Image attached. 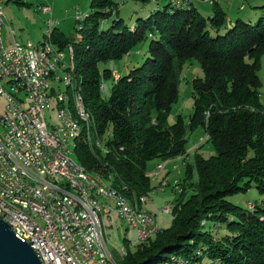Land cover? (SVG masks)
<instances>
[{
    "label": "trees",
    "instance_id": "trees-1",
    "mask_svg": "<svg viewBox=\"0 0 264 264\" xmlns=\"http://www.w3.org/2000/svg\"><path fill=\"white\" fill-rule=\"evenodd\" d=\"M126 1L93 0L79 29V42L54 38L61 49L74 48L73 80L94 124L90 135L84 130L77 139L75 159L91 173L110 176L111 185L134 204L152 191L148 162L185 157L196 129L203 128L207 135L200 149L207 145L214 152L205 157L199 149L194 165L187 166L178 184L180 191L176 190L171 226L149 238L148 244L128 251L119 264H166L168 253L201 264L205 255L213 264H264V202L255 201L245 209L228 200L252 186L264 195V104L259 76L264 16L256 23L238 19L232 25L216 0L208 17L195 1L187 0L186 5L167 0V6L140 19L135 27L123 28L119 8ZM133 1L148 4L151 0ZM110 21L105 29L103 24ZM145 44L147 54L141 58L139 51ZM135 50L139 59L127 74H120L105 100L101 76L110 79L113 70H102L101 64L130 59ZM194 60L200 63L203 77L193 80V114L187 122L179 115L170 124L182 70ZM85 139L96 154L83 143L77 148ZM211 221L220 231L225 226L229 234L220 237L214 228L208 230Z\"/></svg>",
    "mask_w": 264,
    "mask_h": 264
},
{
    "label": "bare ground",
    "instance_id": "bare-ground-1",
    "mask_svg": "<svg viewBox=\"0 0 264 264\" xmlns=\"http://www.w3.org/2000/svg\"><path fill=\"white\" fill-rule=\"evenodd\" d=\"M0 1H2L0 3V15L5 24L3 7L10 0ZM56 27H48L46 32L47 40L39 45L31 43L24 45L19 42L17 53L22 55L23 59H18V66L24 67V75H27V79H30V88L34 93L36 95H43V90L45 89V71H39L37 63H42L43 58H49L50 65L54 69V76L58 78L61 86L64 84L67 87L66 92L62 91L61 97H59V87H52V91H46V99L51 106L54 105L53 100H55V108H61V110H57L58 121L65 120V130L69 133L57 129V125H49L46 116L44 118V125L46 130H48V135L52 136L55 146H67L70 159L67 160V168H75V164H77L79 172H66L65 176L52 173L49 156L44 150V142H37V145H30V152H34L37 167L40 169L41 174L35 172L33 159L28 154H24V150H17V157L12 158V166H20V169H12V176L20 180V184L30 185L22 186V196L25 199H29L30 203H37L39 207L44 209H52V207L60 208V212L66 217V228L69 230L71 237L66 236L62 227H56L55 220H48L43 215H35V208L32 205L21 204V200L11 197L2 182H0V201L3 208H18V212L25 215L26 218H34V222L38 228H52L54 237L53 247H56V252L64 253L65 250L67 258L70 261H75V264H114L113 255L111 257V249H102L100 236L89 224L88 212L85 207L83 205H76V193L70 185L72 183H79L80 187L84 188L88 193L81 194V201H84L85 206L92 210L108 213L111 223L113 222V214L117 213L120 220L125 224L122 209V206H124L126 220H129V222H126L127 229L139 227L140 217L148 216V212L143 208V201H147L148 196H142L134 204L131 203L108 180L97 173L87 171L75 159L74 150L77 139L82 135L84 130L90 135L94 124L86 111L82 96L76 91L73 80L75 69L74 48L71 45L68 46L65 67V61L61 59L60 53H58L61 51L53 49L49 41L53 36V29ZM13 34L16 35L15 32ZM2 59H5V50L1 44L0 36V60ZM116 76V79H112L114 85L121 78L117 70ZM71 89H73V96L70 95ZM101 90L104 92V86L101 87ZM30 108H37V101H30ZM11 137H13V129H9L2 117H0V144L2 154L4 155H12ZM163 168V166H159L155 173L158 174V170L162 171L164 170ZM0 173H3V164H0ZM25 175L28 177H25ZM167 186H169V182L166 179L160 183L159 189L163 190ZM8 188L10 192H17L18 182L8 181ZM174 188L179 191L178 185ZM105 193H111V195ZM77 220L82 223H78ZM115 225L117 227V223ZM11 229L19 237V231L15 228ZM158 231L159 229L152 230L145 236H139L137 237V241L139 243L146 242ZM75 238L88 239V246L92 251L86 250L83 246H78ZM29 245L36 252L41 264H44L43 257L39 254L37 247L33 246V244ZM121 255L122 257L127 255L125 248L122 250ZM103 257L108 258V260H104ZM177 259L179 258L172 257L166 264H172ZM176 264L201 263L195 259L181 258Z\"/></svg>",
    "mask_w": 264,
    "mask_h": 264
},
{
    "label": "rangeland",
    "instance_id": "rangeland-1",
    "mask_svg": "<svg viewBox=\"0 0 264 264\" xmlns=\"http://www.w3.org/2000/svg\"><path fill=\"white\" fill-rule=\"evenodd\" d=\"M93 0H11L9 3L4 5V19H5V27H4V39L6 44H11L13 42L12 38V30L16 33V39L26 45L31 42L33 45H39L45 40H47V21L49 18L53 19L54 24H58L56 30L53 29V36L49 39L53 49L56 47L60 48V45L54 43V38L56 37L59 39L64 38L69 41L79 42L81 40L82 34L79 32V23L84 22L87 18V15L91 11V4ZM195 1V2H194ZM215 1V0H214ZM221 3V7H223L225 13L227 14L228 18H232L233 22L232 25L235 23V18H243V21L249 22L252 20L253 23H256L264 16V0H218ZM194 2L195 7L201 11L204 17L210 16L213 12V7L208 3V0H191ZM49 6L52 9V15H45L43 12L39 11L40 6ZM168 5L167 0H151L148 4H143L141 2L128 0L124 3V5L120 6L119 8V16L120 19L123 20L122 27H129L133 28L139 24L140 19H145L149 16V14L157 9H163L165 6ZM77 11H81V13H77ZM80 17V18H79ZM252 17V18H250ZM82 19V20H81ZM80 20V21H78ZM110 21L106 25L103 24L104 28L107 29L111 25ZM81 30V29H80ZM57 41V40H56ZM67 47V46H66ZM66 49V48H65ZM61 51L63 49H60ZM141 53V58L147 54V45L145 44L143 48L139 51ZM75 54V53H74ZM132 57H125L119 61H112L109 63L101 64V69H111L113 71H118L120 74H127L132 67L136 64L137 58V51L135 50L132 53ZM142 64V60H140ZM261 70L259 72L260 79L263 83V87L261 89V100L264 104V57L262 58L261 62ZM139 65V64H138ZM112 77L110 79H106L104 74L101 76L104 85V92L103 98L108 100L113 92V78L114 72L111 73ZM198 77H203V71L201 65L198 61H192L191 63H186L182 70L180 76V94L178 97L177 102L174 104L169 123L174 124L177 121L179 115L183 117V119L187 122L189 118L193 114V97H194V86L193 80ZM62 91L66 92L67 87L63 84ZM70 95L73 96V89L70 90ZM71 96V97H72ZM73 98V97H72ZM53 107H56L55 100ZM6 100L4 97L0 95V115H4L6 112ZM46 119L49 125H57L58 124V111L47 110L45 111ZM205 130L203 128H198L194 132L191 133L189 143L187 145V151L192 152V149H196L198 151L200 146L204 144L207 140ZM92 140V139H91ZM83 143L89 147V149L96 154V150H93L90 143L87 139L80 140L77 144L78 146ZM201 144V145H200ZM205 145L202 149L199 150L205 157H210L211 153H213V149H209ZM76 148V149H77ZM76 151V150H75ZM76 155V154H75ZM191 155H193L191 153ZM191 161H187L185 165H181L178 170H174L171 168L175 165H180V161H175L173 164H169L167 171H170L169 174L165 173V162L160 159H154L148 162L147 164V174L150 179L151 184V193L149 194L151 198L157 197L159 200V204L156 205L158 210L167 206L165 197L163 195L168 194L171 197V205L175 204L176 202V193L173 191V188L181 183L177 181L178 179H183L185 177V172L187 166L194 165V157ZM159 166H163L164 170H158V174L155 172L157 171ZM99 173L105 176V173L100 170H96ZM95 171V172H96ZM94 172V171H93ZM157 176V177H155ZM106 177V176H105ZM197 173L194 171L192 182L195 183L197 181ZM111 183V177L106 178ZM168 180L169 186H167L163 191L160 190V183L163 180ZM113 185V184H112ZM114 187V186H113ZM182 190V189H181ZM180 191V187H179ZM157 194V195H155ZM148 195V197H149ZM228 200L238 206H241L245 209L251 207L250 203H254L255 201L258 203L264 202V195H261L258 190H256L253 186L247 193H237L228 197ZM144 208V204H143ZM144 210H146L144 208ZM157 210V211H158ZM148 212V210H146ZM169 219L173 221L174 215L173 213L167 214ZM112 223L110 226L109 222L106 220L105 224L107 226L106 234L111 240V247L112 255L114 259V264H119L125 258L122 257L121 253L122 250L125 248L128 251L136 249L141 244H148V241L145 243H139L137 235L135 231L127 229L126 225L120 218L118 217L117 213L113 214ZM117 223V227L115 225ZM172 223V222H171ZM205 222H203L204 224ZM114 225V226H113ZM216 226V229H215ZM219 226V225H218ZM214 222H209L208 230L214 228L213 232L218 234L220 232V237L225 234H229V231L224 226L221 228V231ZM167 229V228H165ZM160 231V230H159ZM158 231V232H159ZM157 232V233H158ZM156 233V234H157ZM155 236V235H154ZM153 236V237H154ZM125 237L129 238L130 243L132 245L126 246L124 243ZM155 238V237H154ZM153 238V239H154ZM216 238V236H214ZM151 239V238H150ZM149 239V240H150ZM165 256L169 257L170 259L173 256H176L175 253H168ZM203 264H213V260L208 256L205 255L203 257Z\"/></svg>",
    "mask_w": 264,
    "mask_h": 264
},
{
    "label": "built area",
    "instance_id": "built-area-1",
    "mask_svg": "<svg viewBox=\"0 0 264 264\" xmlns=\"http://www.w3.org/2000/svg\"><path fill=\"white\" fill-rule=\"evenodd\" d=\"M178 1H183L187 5V0ZM1 2L2 1H0V3ZM211 2L212 0H208V3L211 4ZM39 11L43 12L45 15H52V9L49 6H40ZM77 13H81V11H77ZM57 25V23L54 24L52 18L48 19L47 27ZM4 27L5 24L0 15L1 44L4 46L5 50V59L0 60V95L4 97L7 104L5 114L0 115V117H2L9 129H13V137H11L12 155L2 154L0 144V164H3V173H0V182L4 184L6 191L10 193L11 197H15L16 200H21V204L32 205V207L35 208V215H43L48 220H55L56 227H62L66 236L71 237L69 230L66 228V217L60 212V208L52 207V209H44L39 207L37 203H30L29 199H25L22 196V186L30 185H22L20 184V180L12 176V169H20V166H12V158L17 157V150H24V154H28L29 157L33 159V168L35 172L41 174L40 169L37 167L34 152H30V145H37V142H44V150L49 156L52 173L65 176L66 172H79V169H77V164H75V168H67V160H70L67 146H55V142L52 141V136L48 135V130H46L44 125L45 111L50 109L61 110V108L51 106L46 99V91H52V87H59V97H61L62 94V86L58 78L54 76V69L50 65L49 58H43L42 63H37L39 71H45V89L43 90V95H36L30 88V79H27V75H24V67L18 66V59L23 58L22 55L17 53V46L19 45V41L16 39L17 35H14L12 30L13 42L11 44H6L4 39ZM79 29H81V23H79ZM68 46L66 49L58 52L60 53L61 59L65 61V67ZM113 72L114 78L116 79V71ZM30 101H37V108H30ZM57 129L69 133L65 130V120L58 122ZM205 140H207V137ZM25 177L28 176L25 175ZM8 181L18 182L17 192H10ZM70 186L74 188L76 193V205H83L87 210L89 224H91L92 228L99 234L102 249H111L113 245L105 230L107 228L105 224L106 220L109 222L110 226H112L110 215H108V213H102L100 210H92L85 206L84 201H81V194L88 193L84 188L80 187L79 183H72ZM165 188L166 187H164L163 190ZM173 191L176 193V188H173ZM105 194L111 195V193ZM146 202L147 201H143V204ZM122 209L126 225V222H129V220H126L125 207L122 206ZM171 211H174L173 204H168L164 208L159 209L158 213L148 211V216L140 217L139 227H133V229L129 230L135 231L137 237L145 236L150 233V231L159 229L157 223L159 215L170 214ZM0 218L10 225L11 228H15L19 231V238L27 244H33V246L37 247L39 254L43 257L44 264H75V261H70L67 258L65 250L64 253L56 252V247H53L54 237L52 228H38L37 224L34 222V218H26L25 215L18 212V208H3L1 201ZM78 223L82 222L78 221ZM76 242L78 246H83L86 250L92 251L88 246V239H76ZM181 257L183 256H180L179 259L172 264L179 262ZM104 260H108V258H104Z\"/></svg>",
    "mask_w": 264,
    "mask_h": 264
},
{
    "label": "water",
    "instance_id": "water-1",
    "mask_svg": "<svg viewBox=\"0 0 264 264\" xmlns=\"http://www.w3.org/2000/svg\"><path fill=\"white\" fill-rule=\"evenodd\" d=\"M0 264H41L36 252L0 218Z\"/></svg>",
    "mask_w": 264,
    "mask_h": 264
},
{
    "label": "crops",
    "instance_id": "crops-1",
    "mask_svg": "<svg viewBox=\"0 0 264 264\" xmlns=\"http://www.w3.org/2000/svg\"><path fill=\"white\" fill-rule=\"evenodd\" d=\"M218 3H221L220 1H218V0H216ZM210 4V3H209ZM250 18H252V17H250ZM238 19H243V18H235L234 20H235V22L238 20ZM251 21L252 20H254V19H250ZM227 21L229 22V24H232V22H233V20H232V18H228V16H227ZM59 38V37H58ZM12 40H13V38H12ZM55 48L56 49H61V48H59V47H56L55 46ZM122 75V74H121ZM196 149H192V152H188L187 151V155L185 156V157H180V158H177V159H172V160H168V161H164L165 162V170H164V172L165 173H167V174H169L170 173V171H167V169H168V166H169V164H173V162H175V161H180V165H175V163L173 164L174 166L172 167L171 166V168H173V171L174 170H178V168L181 166V165H185L186 163H187V161H191L193 158L192 157H194V154L196 153V151H195ZM191 153L193 154V155H191ZM161 160V159H160ZM155 177H157V176H155ZM184 179V178H183ZM183 179H178L177 181H179L180 183L183 181ZM155 195H157V194H155ZM177 195V194H176ZM164 197H165V200H166V202L165 203H167V205L168 204H171V197H169L168 196V194H165V195H163ZM178 196V195H177ZM178 197H176V199H177ZM157 204H159V200L157 199V197H154V198H151V196L149 195V197H148V199H147V202L144 204V208L146 209V210H148V211H150V212H152V213H158V207H156V205ZM167 214H162V215H159L158 216V218H157V223H158V227H159V230H164L165 228H169L170 226H171V222H172V220H170L169 219V216H166ZM125 241H128L129 242V244L130 245H132L131 243H130V240H129V238H127V237H125V239H124V243H125Z\"/></svg>",
    "mask_w": 264,
    "mask_h": 264
}]
</instances>
